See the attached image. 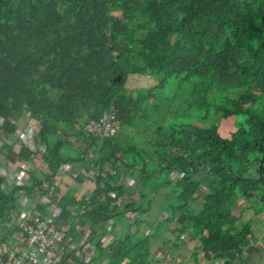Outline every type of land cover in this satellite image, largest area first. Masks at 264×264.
<instances>
[{
	"label": "trees",
	"instance_id": "obj_1",
	"mask_svg": "<svg viewBox=\"0 0 264 264\" xmlns=\"http://www.w3.org/2000/svg\"><path fill=\"white\" fill-rule=\"evenodd\" d=\"M109 104L118 131L98 141L83 127ZM24 111L52 172L77 161L92 172L89 194L67 188L59 204L66 239L93 253L67 246L58 264H159L154 246L178 248L185 233L198 241L194 264L200 252L246 264L255 238L239 204L264 209V0H0V132H14L11 114ZM227 118L234 129L223 135L217 120ZM2 151L11 162L31 155ZM40 183L32 174L28 193ZM14 190L0 177V222Z\"/></svg>",
	"mask_w": 264,
	"mask_h": 264
},
{
	"label": "built area",
	"instance_id": "obj_2",
	"mask_svg": "<svg viewBox=\"0 0 264 264\" xmlns=\"http://www.w3.org/2000/svg\"><path fill=\"white\" fill-rule=\"evenodd\" d=\"M20 119L25 123L20 124ZM11 120L17 124L14 132L5 134L0 132V177L4 178L7 185L15 187V207L10 211L9 217L0 222V264H58L67 246L75 249L79 256L85 259L91 257L93 245L90 242L79 246V243H70L67 237L68 223H62L60 216L62 207L59 204L61 191L67 183L75 182L81 175V171L72 163L60 164L55 172H52L44 159L46 144L37 141L35 132L39 124L34 120L30 111L11 114ZM3 119L0 117V125ZM119 119L113 104L96 118H89L84 124V131L98 139L115 136ZM11 145L14 152L26 147L31 152L28 159L17 158L13 162L6 158L2 151L4 145ZM104 169H108L105 165ZM41 178L40 185L32 186L28 193L27 186L31 187V175ZM88 174H92L91 171ZM177 178L179 174L176 173ZM49 177V179L46 178ZM126 183L131 184L130 177L125 178ZM52 185L58 190L52 191ZM90 189L85 188L84 195L89 194ZM43 210H47L46 213ZM130 221L134 220V214H128ZM74 226L80 227L79 217L74 219ZM112 221L104 224L107 233ZM87 229V234H88ZM192 239L190 233L183 235L185 242ZM216 260L214 264H221Z\"/></svg>",
	"mask_w": 264,
	"mask_h": 264
},
{
	"label": "crops",
	"instance_id": "obj_3",
	"mask_svg": "<svg viewBox=\"0 0 264 264\" xmlns=\"http://www.w3.org/2000/svg\"><path fill=\"white\" fill-rule=\"evenodd\" d=\"M83 164L82 161H77L72 163L75 168L81 171L82 173V166L79 165ZM84 167V164H83ZM85 170V169H84ZM89 172V171H88ZM91 185L89 175L83 179L82 182H68L66 187H63L62 191L60 193H63L67 188L72 189L74 191V194L77 198L84 195V190L81 187H84L85 185ZM89 185V187H90ZM134 198V197H133ZM263 212V211H262ZM258 216V217H257ZM78 218V217H76ZM253 219L254 226V232L257 235L255 237V240L253 243L246 249L245 254L243 255V260L246 264H264V244H262V239H264V212L263 214L258 213L255 214L253 211H250L246 217H242L243 220H251ZM258 221V222H257ZM252 223V222H251ZM262 223V224H261ZM81 225V224H80ZM79 226H77L78 228ZM117 228V227H116ZM88 227H85L83 229V233L86 236ZM151 230L150 227H148L145 223L141 226L140 232L147 233ZM171 236V232L168 231L165 233L166 239ZM260 237V240H258L257 237ZM106 239H111L112 234L109 231L106 234ZM105 239V240H106ZM69 240V239H68ZM197 238H192L187 242H183V244L175 248L172 243H167L165 246H162L159 242L156 244L153 248V254L154 256H157L160 259L159 264H194L195 258L191 256L195 252V248L197 247ZM165 247L167 249V255L169 256H163L164 250H162ZM197 263L196 264H214V260H208L203 255L202 252H200V255L197 257Z\"/></svg>",
	"mask_w": 264,
	"mask_h": 264
},
{
	"label": "rangeland",
	"instance_id": "obj_4",
	"mask_svg": "<svg viewBox=\"0 0 264 264\" xmlns=\"http://www.w3.org/2000/svg\"><path fill=\"white\" fill-rule=\"evenodd\" d=\"M134 80H136V75H133V76H131L130 77V83L131 84H134L135 82H134ZM210 118H211V116L210 117H208L204 122H202V124L201 125H206V124H208L209 122H210ZM20 124L22 125L23 123H25L22 119H20ZM217 122H218V124H219V131H220V133H222L223 135H228V133H229V130L231 129H234V124H233V121L231 120V118H227V119H223V120H220V121H218L217 120ZM119 137H120V140H124V141H126L127 139L129 140V139H133V140H139L140 138L138 137V136H133V135H129V134H127V133H125V132H120L119 133ZM73 153H75V152H73ZM79 163V165L80 166H82V168H83V170H82V174L83 173H86L87 175H88V171H86V170H84V167H83V164L81 165V163L80 162H78ZM83 163V162H82ZM173 178L174 179H176L177 178V175H176V173H174L173 175ZM90 185V184H89ZM89 185H85L84 187H81L83 190H85V188H89L90 189V187H89ZM84 192V191H83ZM158 195H159V193H158ZM158 201H159V199L157 198V199H154L153 200V202H152V208H155L156 206H157V203H158ZM250 205V203L249 202H243L241 205L239 204V206H244L245 208L247 207V209L245 210V211H243L242 212V217H246L247 215H248V213L250 212V211H252L248 206ZM239 206H238V204H237V210H239ZM264 212V209L263 210H261V214H263V212ZM43 212L44 213H46L47 212V210H43ZM163 216H164V214H161V218H163ZM134 217H135V215H134ZM258 217V216H257ZM120 219L121 221H124L125 222V220L126 221H128V218H127V216L125 215V214H119V215H116L115 217H114V219ZM132 218H130L129 220H131ZM117 221V220H116ZM251 226H252V228H253V226H254V221H253V219L251 218ZM258 222V221H257ZM262 224V223H261ZM173 227V225L171 226V228ZM253 236H254V238L257 236L256 234H255V232H254V229H253ZM258 238V240H260V237L258 236L257 237ZM262 244H264V239H262V242H261ZM166 256H169V255H167L166 254Z\"/></svg>",
	"mask_w": 264,
	"mask_h": 264
}]
</instances>
